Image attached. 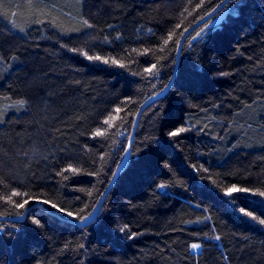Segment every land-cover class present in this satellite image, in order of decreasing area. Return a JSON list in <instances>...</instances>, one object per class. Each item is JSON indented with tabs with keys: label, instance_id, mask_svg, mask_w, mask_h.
<instances>
[{
	"label": "trees",
	"instance_id": "16d2710c",
	"mask_svg": "<svg viewBox=\"0 0 264 264\" xmlns=\"http://www.w3.org/2000/svg\"><path fill=\"white\" fill-rule=\"evenodd\" d=\"M223 1L0 0V264H264V0L192 32L162 93Z\"/></svg>",
	"mask_w": 264,
	"mask_h": 264
},
{
	"label": "water",
	"instance_id": "95a60500",
	"mask_svg": "<svg viewBox=\"0 0 264 264\" xmlns=\"http://www.w3.org/2000/svg\"><path fill=\"white\" fill-rule=\"evenodd\" d=\"M230 2V0H224L215 10H213L209 15H207L205 18H203L202 20L198 21L197 23H195L192 27L188 28L184 35L182 36L181 40H180V44H179V50H178V56H177V60H176V67H175V70H174V79L172 80V82L170 83V85L162 92V93H165L167 92L171 86L173 85V82L175 80V77L177 75V71H178V67H179V64H180V60H181V56H182V45L184 43V41L187 39V37L192 33L194 32L196 29H198L204 22H206L208 19H210L213 15H215L216 13L220 12L221 10H223L225 8V6ZM225 14H222L221 16H219L215 21H213L211 23V26H214V25H217L219 24L223 17H224ZM157 96H154L152 97L151 99L147 100L140 108L139 112L137 113V116H136V120H135V126H134V131H133V134L130 138V141H129V146H128V151H127V154L123 160V162L121 163L119 169L117 170L116 174L114 175V177L112 178L107 190L103 193L102 197L100 198V200L98 201V203L96 204V207L94 208V210L98 209L97 211H95L94 215H92L90 218L86 219V220H75L74 222L80 226H85L87 224H89L90 222H92L100 213V210L102 208V205H103V202L109 192V190L112 188V186L114 185V183L116 182V180L118 179L120 173L125 169V167L127 166L128 162L130 161V158H131V146H132V142L134 140V137L136 135V131L138 129V126H139V122H140V118H141V115L143 113V111L145 110V108L147 107V105L156 98ZM36 205L38 206H42L41 203H36ZM93 210V212H94ZM92 212V213H93ZM25 217V214L20 217V218H24ZM88 217V216H87ZM0 219H4V218H0ZM6 219H14L12 217H7Z\"/></svg>",
	"mask_w": 264,
	"mask_h": 264
},
{
	"label": "snow or ice",
	"instance_id": "6c2138e0",
	"mask_svg": "<svg viewBox=\"0 0 264 264\" xmlns=\"http://www.w3.org/2000/svg\"><path fill=\"white\" fill-rule=\"evenodd\" d=\"M84 24H85L86 26H88L89 28L92 27V25H89V24H88V21H86V20L84 21ZM177 27H179V25H177ZM202 31H203V30H202ZM200 35H201V33H197V36H200ZM171 39H172V34L170 33L169 36H168V38H167L166 40H164V44L167 45L168 42H169V40H171ZM73 51H76V49H73ZM134 51H135V50H134ZM144 52L147 53V52H148V49H144ZM85 55L87 56V53H85ZM87 59H89L90 61H103L104 63H109V59H108V58H104V57H101V56H99V55H96V56H87ZM111 63H113V64H120L121 67L124 66L123 64L120 63V61H117V60H115V59H112V60H111ZM154 68H156V65H155V64H153L151 68L146 69L145 71H147V72H149V73H152V70H153ZM221 75H224V73H221ZM160 94H161V93H157L156 96L158 97ZM150 99H151V97H150ZM153 103H155V100H153ZM18 104L22 106V105L24 104V101L21 100V101L18 102ZM115 111H116L117 113H119V112L121 111V109H120V108H116ZM115 119H116V117H111V116H110L109 118H106V119L104 120L103 123H104V124H107L109 127H112V121L115 120ZM186 130H187V129H185V128H180V129H178L176 132H171V133H169V135L175 136V135H177L179 132H183V131H186ZM105 131H106V129H105V130L97 129V130L93 133V135H94V136H101V135H104V132H105ZM69 170L72 171V172H76V173H78V172L80 171V169H78V168H73L71 165H69V167H68L67 169L63 170V171H69ZM63 171H62L61 173H58V175H63ZM92 174H93V175H96V174H98V173H95V172H94V173H92ZM113 175H115V174H113ZM65 179H67V177H65ZM159 187H160V188H164L165 185L161 184ZM248 191H249L248 189H238L235 185H232L231 188H228V189L225 190V194L228 195V196H232V194H233L234 192H248ZM13 195H20V193H15V192H14ZM89 195H91V192H89ZM259 195L262 196V197H264V192H260ZM9 199H10V198H9ZM233 202H235V200H233ZM27 203H28V201L25 200L24 203L17 204L16 207H17V208H24L25 204H27ZM53 207H56V206L53 205ZM97 210H98V209L94 210L93 213H89L88 217H85L84 215H80V216H79V219L82 220V221H83V220H86V219L90 218L92 215H94L95 211H97ZM60 211L63 212L64 209L61 208ZM240 211H241V212H244V209H240ZM245 214H246L247 216H249V217H252V216H253V214H252L251 212H247V213H245ZM67 215H68V216H73V213H72V212H68ZM253 219H258V218H257V217H253ZM35 223H36L37 225H39L40 221H39V220H36ZM259 223H260L261 225H264V219H259ZM126 229H127V225H124L123 227H121V228L119 229V231H120V232H125ZM135 235H136L135 233H132L131 236H129V237H127V238H132V237H134ZM216 239L219 240L220 237L217 236ZM81 247H83V245H81ZM191 248H192L193 250H196V249H199V248H200V245H199V244H196V243H193V244L191 245Z\"/></svg>",
	"mask_w": 264,
	"mask_h": 264
},
{
	"label": "rangeland",
	"instance_id": "374dc122",
	"mask_svg": "<svg viewBox=\"0 0 264 264\" xmlns=\"http://www.w3.org/2000/svg\"><path fill=\"white\" fill-rule=\"evenodd\" d=\"M201 247V246H200ZM200 249V248H199ZM199 249H196V250H194V251H197V250H199Z\"/></svg>",
	"mask_w": 264,
	"mask_h": 264
}]
</instances>
